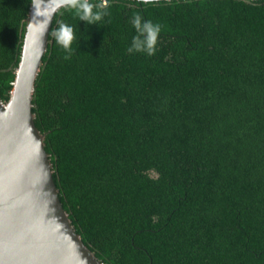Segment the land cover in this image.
Instances as JSON below:
<instances>
[{"label": "trees", "instance_id": "1", "mask_svg": "<svg viewBox=\"0 0 264 264\" xmlns=\"http://www.w3.org/2000/svg\"><path fill=\"white\" fill-rule=\"evenodd\" d=\"M87 2L95 23L54 15L32 99L84 244L105 264H264V0ZM31 4L0 0L3 102Z\"/></svg>", "mask_w": 264, "mask_h": 264}, {"label": "water", "instance_id": "2", "mask_svg": "<svg viewBox=\"0 0 264 264\" xmlns=\"http://www.w3.org/2000/svg\"><path fill=\"white\" fill-rule=\"evenodd\" d=\"M62 3L32 0L11 95L0 99V264H105L63 208L32 112L36 78Z\"/></svg>", "mask_w": 264, "mask_h": 264}, {"label": "clouds", "instance_id": "3", "mask_svg": "<svg viewBox=\"0 0 264 264\" xmlns=\"http://www.w3.org/2000/svg\"><path fill=\"white\" fill-rule=\"evenodd\" d=\"M145 2H150V0H145ZM62 6L73 7L77 9V15L79 16V19L89 23H95L105 14L103 11L93 12V6L89 4L87 0H63ZM134 23L139 25L138 20L134 21ZM145 27H148L153 37V40L149 41L148 48V51L151 54L153 50L151 45L154 44V37L159 31V26L146 25ZM54 38L57 44H59L62 48H64L65 50H70L72 40L74 39L72 27L66 24L59 25V27L54 32Z\"/></svg>", "mask_w": 264, "mask_h": 264}]
</instances>
